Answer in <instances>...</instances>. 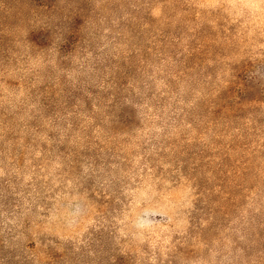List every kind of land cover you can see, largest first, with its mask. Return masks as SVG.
I'll use <instances>...</instances> for the list:
<instances>
[{
  "label": "rangeland",
  "instance_id": "rangeland-1",
  "mask_svg": "<svg viewBox=\"0 0 264 264\" xmlns=\"http://www.w3.org/2000/svg\"><path fill=\"white\" fill-rule=\"evenodd\" d=\"M0 264H264V0H0Z\"/></svg>",
  "mask_w": 264,
  "mask_h": 264
}]
</instances>
